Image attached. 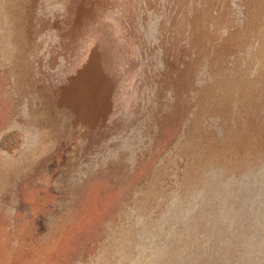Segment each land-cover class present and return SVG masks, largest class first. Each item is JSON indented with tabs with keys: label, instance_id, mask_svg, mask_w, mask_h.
Instances as JSON below:
<instances>
[{
	"label": "rangeland",
	"instance_id": "374dc122",
	"mask_svg": "<svg viewBox=\"0 0 264 264\" xmlns=\"http://www.w3.org/2000/svg\"><path fill=\"white\" fill-rule=\"evenodd\" d=\"M0 264H264V0H0Z\"/></svg>",
	"mask_w": 264,
	"mask_h": 264
}]
</instances>
